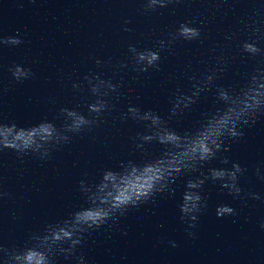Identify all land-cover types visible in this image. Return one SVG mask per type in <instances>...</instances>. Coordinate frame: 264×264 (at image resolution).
Returning <instances> with one entry per match:
<instances>
[{"label": "water", "instance_id": "obj_1", "mask_svg": "<svg viewBox=\"0 0 264 264\" xmlns=\"http://www.w3.org/2000/svg\"><path fill=\"white\" fill-rule=\"evenodd\" d=\"M254 13L259 46L264 48V0H172L167 7L149 12L144 11L143 0H0V35L19 33L24 41L0 46V115L6 121L28 126L59 117L61 108L87 116V104L94 96L83 77L98 74L117 85L105 97L113 107L99 125L72 135L71 142L54 148L49 159L26 156L21 161L10 149L0 153V190L9 194L0 198V248L20 249L45 225L85 206L81 179L94 182L105 168L116 169L124 161L142 162L161 153L163 146L155 141L135 147L136 133L147 130L146 122L130 115L121 119L129 105L152 109L165 119L171 115L168 126L182 135L223 108L216 95L220 86L239 90L254 69H264L261 56L239 50L240 40L248 38L241 30ZM186 21L201 29L200 39L174 40L159 49L157 41H168V34ZM233 33L232 39H225ZM129 45L159 51L158 66L134 70ZM14 62L30 68L34 76L15 82L8 71ZM205 74L213 79L202 85L195 103L187 108L181 105L172 114L175 97L191 95L193 84H200ZM73 83L83 87L73 88ZM60 122L55 120L57 125ZM242 131L237 141L225 139L228 152L180 174L175 195H157L130 209L117 224L87 235L74 256L56 254L52 264H77L75 257L80 254L87 264H235L262 230L264 220V109ZM223 156L229 164L221 162ZM231 162L246 168L239 177L243 200L233 199L218 181L205 180L200 191L207 208L191 230L195 238H190L177 208L185 180L212 167H230ZM142 178L132 172L124 180L135 185ZM248 192L261 198L252 199ZM221 203L230 204L238 214L218 218L215 207ZM3 255L0 251V264Z\"/></svg>", "mask_w": 264, "mask_h": 264}, {"label": "clouds", "instance_id": "obj_2", "mask_svg": "<svg viewBox=\"0 0 264 264\" xmlns=\"http://www.w3.org/2000/svg\"><path fill=\"white\" fill-rule=\"evenodd\" d=\"M172 0H143L145 12L155 11L157 8H165ZM250 23H244L241 31L247 33L248 38L240 40L239 50L251 57L261 56L264 61V48L259 46L260 37L255 20V13L249 17ZM193 21L179 23L174 32H170L169 40L157 41L159 49H164L172 41L183 39L185 41L199 40L201 29L192 26ZM130 31V29H125ZM234 33L225 37L232 39ZM24 43L19 33L11 36L0 35V46H18ZM129 52L137 66L134 70L145 72L149 67H157L161 57L159 51L151 48L138 50L129 45ZM101 61L96 60L99 65ZM107 63V61L105 62ZM223 71V69H219ZM13 80L17 83L34 76L30 68L15 62L9 67ZM215 71V69H214ZM195 79V78H193ZM213 79L210 74L202 77L200 84H193L191 95L180 94L175 97L170 109L172 114L183 105L187 108L195 103L194 97L202 90V85ZM94 99L87 104L88 115L76 109L61 108L60 116L52 120L42 119L36 124L21 126L14 121H6L0 115V153L10 149L15 152L18 160L23 161L26 156H34L41 161L51 157L52 150L71 142L72 135L85 131H92L98 126L100 118L111 110V105L105 97L109 91H115L117 85L111 80L102 79L98 74H86L83 77ZM73 88L80 89L82 84L73 83ZM223 103V108H217L208 115L198 127L188 134L182 135L174 128L168 126L171 115L165 119L152 109L141 110L139 107L129 105L127 113L121 115L124 119L130 115L134 120L146 122V131L137 132L138 142L136 148H142L144 143L155 141L163 146L161 153L142 162L128 160L116 168H105L100 172L99 180L89 181L81 179L79 190L85 194V206L73 211L67 218L52 224L45 225L42 232L33 234L30 243L22 248H0L4 253V264H52L53 257L61 254L65 258L75 255L76 248L87 235L102 227L117 224L130 209H138L141 205L153 201L157 195H175V181L179 175L188 171H195L198 167L209 163L217 157L218 153L228 152L229 145L225 139L237 141L244 135L242 128L255 122L264 109V69L256 68L249 76L246 84L239 90H233L231 86H220L216 93ZM60 119L59 125L55 123ZM221 162L229 164V158L223 156ZM246 168L237 162H231L230 167H212L207 173H201L194 179L189 178L184 182V191L180 194L177 204L179 219L187 224L185 229L190 238H195L199 215L207 208V201L200 189L205 180L218 181L222 189L233 197L243 200V189L239 185V177ZM135 172L143 178L136 181L135 185H127L124 177ZM85 177L88 176L84 172ZM0 190V198L8 196ZM252 199H260L258 193L248 192ZM236 210L227 203L218 204L215 207V215L218 218L224 216H236ZM260 227L264 229V220ZM172 247H176L175 241L169 240ZM77 264H87L83 254L75 257Z\"/></svg>", "mask_w": 264, "mask_h": 264}]
</instances>
